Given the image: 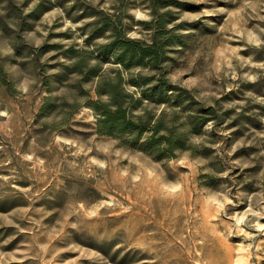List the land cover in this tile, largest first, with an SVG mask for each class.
<instances>
[{
  "label": "rangeland",
  "instance_id": "374dc122",
  "mask_svg": "<svg viewBox=\"0 0 264 264\" xmlns=\"http://www.w3.org/2000/svg\"><path fill=\"white\" fill-rule=\"evenodd\" d=\"M119 71L186 91L133 108L182 147L99 132ZM0 264H264V0H0Z\"/></svg>",
  "mask_w": 264,
  "mask_h": 264
},
{
  "label": "trees",
  "instance_id": "16d2710c",
  "mask_svg": "<svg viewBox=\"0 0 264 264\" xmlns=\"http://www.w3.org/2000/svg\"><path fill=\"white\" fill-rule=\"evenodd\" d=\"M115 38L101 45L99 52L104 54L105 58H113L115 62L120 63L125 69L132 66L144 64L149 57L154 66L159 65L162 60L160 49L158 48L157 37L151 43H146L140 39L121 37L116 32ZM94 73H99V69L94 68ZM103 79V80H102ZM97 85V92L101 96L107 95V101L95 100L93 103L98 114L97 124L101 133L117 134L120 136L132 135L135 143L139 141L145 129H150L151 134L141 145L149 150H154L157 155L161 156V143L164 144L162 149L173 151L175 145H181L182 133L176 132L175 129L165 126L163 123L164 115H159L155 121L153 117L145 118L143 115H134L133 108L140 102H154L157 104L176 105L186 98V91L177 88L169 83L167 79L156 80L152 82V77L140 76V79L131 78L129 81L136 86V91H127L122 76L118 72L115 79L102 78ZM105 79V80H104ZM128 81V82H129ZM145 87V88H143ZM162 114V112H161ZM203 123L195 117L193 129ZM165 129L162 136L156 137L158 133Z\"/></svg>",
  "mask_w": 264,
  "mask_h": 264
}]
</instances>
